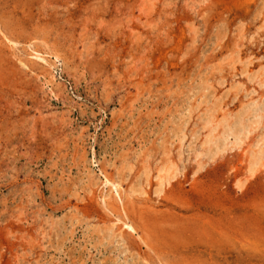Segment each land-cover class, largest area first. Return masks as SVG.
Masks as SVG:
<instances>
[{
	"label": "rangeland",
	"instance_id": "374dc122",
	"mask_svg": "<svg viewBox=\"0 0 264 264\" xmlns=\"http://www.w3.org/2000/svg\"><path fill=\"white\" fill-rule=\"evenodd\" d=\"M0 27V264H264V0H0Z\"/></svg>",
	"mask_w": 264,
	"mask_h": 264
},
{
	"label": "bare ground",
	"instance_id": "6f19581e",
	"mask_svg": "<svg viewBox=\"0 0 264 264\" xmlns=\"http://www.w3.org/2000/svg\"><path fill=\"white\" fill-rule=\"evenodd\" d=\"M1 11H2V10H1ZM1 26H2V25H1ZM0 28H1V27H0ZM1 30H2V29H1ZM1 32H2V31H1ZM10 32H11V31H10ZM2 33H3V32H2ZM2 36H3V34H2ZM6 41H8V40H6ZM8 42H9V41H8ZM10 42H11V41H10ZM9 44H10V43H9ZM12 44H13V43H12ZM37 57H38V56H37ZM37 57H36V58H37ZM40 59H41V58H40ZM243 126H244V125H243ZM243 126H242V127H243ZM243 128H244V127H243ZM218 150H219V149H218ZM252 171H253V170H252ZM174 173H176V172H174ZM174 173H173V174H174ZM173 174H171V175H173ZM251 174H252V173H251ZM174 175H176V174H174ZM176 176H177V175H176ZM176 176H173V179H175L174 177H176ZM171 177H172V176H171ZM251 178H252V177H251ZM170 179H171V178H170ZM161 182H162V181H161ZM165 182H167V180H165ZM172 182H173V181H172ZM114 183H115V182H114ZM160 184H161V183H160ZM163 184H164V183H162V187H163ZM181 184H182V183H181ZM112 185H115V184L112 183ZM168 185H170V184H169V181H168ZM116 187L118 188L119 186H116ZM119 188H120V187H119ZM160 188H161V187H160ZM118 192H119V193H118L119 197L122 198V197H121V193H122L121 189H120V191H118ZM176 200H177V198L175 199V201H176ZM164 201H165V200H164ZM170 201H171V200H170ZM160 203H162V202H160ZM175 203H176V202H175ZM162 204H163V203H162ZM171 204H173V202H171ZM166 205H167V203H166ZM174 205H175V204H174ZM180 205H181V204H180ZM155 207H156V206H155ZM162 207H163V205H162ZM171 207H172V206H171ZM176 207H177V206H176ZM158 209H159V208H158ZM167 210H168V209H167ZM195 210H196V209H195ZM159 212H160V211H159ZM187 212H188V211H187ZM176 214H177V213H176ZM125 215H126V214H125ZM155 215H156V214H155ZM181 215H182V214H181ZM206 216H207V215H206ZM231 217H232V216H231ZM209 218H210V217H209ZM144 220H145V219H144ZM208 220H209V219H208ZM211 220H213V219H211ZM211 220H210V221H211ZM128 221H129V220H128ZM128 221H127V222H128ZM202 221L204 222V220H202ZM202 221H201V222H202ZM141 222H142V221H141ZM223 222H224V221H223ZM227 222H228V221H227ZM124 223H125V222H124ZM193 224H194V223H193ZM204 224H205V223H204ZM211 224H212V223H211ZM219 224H220V223H219ZM151 225H152V224H151ZM195 225H196V224H195ZM216 226H217V225H216ZM216 226H214V227H216ZM223 226H224V225H222V227H223ZM121 227H123V226H121ZM151 227H152V226H151ZM124 228L128 229V230H129L130 232H132V233H136L135 228H134L132 225H130V224H127V223L124 224ZM146 228H147V227H146ZM204 228H205V227H204ZM210 228H211V226H210ZM220 228H221V226H220ZM220 228H219V229H220ZM224 228H225V227H224ZM160 229H162V228H160ZM170 229H171V228H169V230H170ZM213 229H214V228H213ZM120 230H121V229H120ZM220 230H221V229H220ZM222 230H223V229H222ZM228 231H230V230H228ZM117 232H119V231H117ZM177 232H178V231H177ZM210 232H211V231H210ZM210 232H209V234H211ZM214 232H215V231H214ZM223 232H224V231H223ZM113 234H115V233H113ZM128 234H129V232H128ZM197 234H198V233H197ZM203 234H204V233H203ZM133 235H134V234H133ZM195 235H196V234H195ZM198 235H199V234H198ZM225 235H226V234H225ZM225 235H224V236H225ZM228 235H229V233H228ZM230 235H231V234H230ZM230 235H229V237H230ZM214 236H215V235H214ZM218 236H219V235H218ZM231 236H232V235H231ZM132 237H133V236H132ZM149 237H150V236H149ZM227 237H228V236H227ZM219 238H220V237H219ZM102 239H104V238H102ZM206 239H207V238H206ZM221 239H222V238H221ZM221 239H220V240H221ZM142 240H144V239H142ZM124 241H125V240H124ZM224 241H225V240H224ZM228 241H229V239H228ZM102 242H103V241H102ZM143 242H144V241H143ZM176 242H177V241H176ZM220 242H221V241H220ZM221 243L225 245L226 241H225V243H224V242H221ZM229 243H230V241H229ZM232 244H233V242H232ZM137 245H138V244H137ZM147 246H148V245H147ZM226 246H227V245H226ZM128 247H129V246H128ZM148 247H149V246H148ZM207 247H208V246H207ZM229 247H231V246H229ZM237 247H238V246H237ZM250 247H251V246H250ZM149 248H150V247H149ZM152 248H153V247H152ZM232 248H233V246H232ZM251 248H252V247H251ZM252 249H254V248H252ZM130 250H131V249H130ZM233 250H234V249H233ZM254 251H256V250H254ZM145 254H146V253H145ZM151 254H152V253H151ZM153 254H154V253H153ZM234 254H235V253H234ZM261 254H262V253H261ZM261 254H260V255H261ZM155 256H156V255H155ZM248 256H249V255H248ZM250 256H251V255H250ZM246 257H247V256H246ZM254 257H256V256H254ZM257 257H258V256H257ZM148 258H149V257H148ZM247 258H248V257H247ZM241 259H242V258H241ZM249 259H250V258H249ZM256 259H257V258H256ZM209 261H210V260H209ZM243 261H244V260H243ZM258 261H259V260H258ZM263 261H264V260H263ZM239 262H240V259H239ZM241 262H242V261H241Z\"/></svg>",
	"mask_w": 264,
	"mask_h": 264
}]
</instances>
